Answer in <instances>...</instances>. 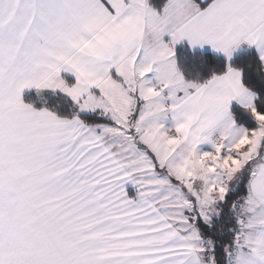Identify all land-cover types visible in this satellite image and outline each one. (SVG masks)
<instances>
[{"label": "snow or ice", "instance_id": "snow-or-ice-1", "mask_svg": "<svg viewBox=\"0 0 264 264\" xmlns=\"http://www.w3.org/2000/svg\"><path fill=\"white\" fill-rule=\"evenodd\" d=\"M0 264H264V0H0Z\"/></svg>", "mask_w": 264, "mask_h": 264}]
</instances>
